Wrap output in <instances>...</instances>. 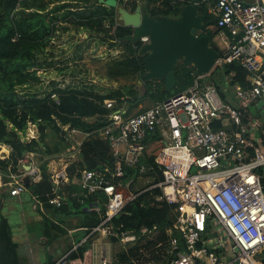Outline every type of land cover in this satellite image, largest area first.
<instances>
[{
    "label": "built area",
    "instance_id": "1",
    "mask_svg": "<svg viewBox=\"0 0 264 264\" xmlns=\"http://www.w3.org/2000/svg\"><path fill=\"white\" fill-rule=\"evenodd\" d=\"M191 2L154 0L155 6L173 10ZM200 3L207 5V13L216 21L217 35L225 44L216 65L237 61L246 71L247 83L227 86L229 92L224 99L213 83L198 81L205 75L197 74L187 89L155 102L144 111L124 116V105L113 110L108 123L95 131L109 144L113 168H83L77 170L79 176L75 177L83 191L81 196L93 198L98 192L93 198L97 204L92 202L87 209L96 210L101 220L85 239L99 232L102 236L116 237L127 250L153 233L155 229L147 227L138 234L118 232L111 220L138 194L160 187L162 192L155 199L173 205L176 214L173 227L167 230L166 252L172 256L168 264H264V0H215L214 5L211 0H200ZM147 41L146 36L139 40L141 44ZM104 103L107 108H114L116 100L106 99ZM31 126L35 127L29 124L27 131ZM63 129L69 138L80 133L68 126ZM34 131L36 128L30 135L26 132L27 138L35 137ZM150 133L159 134L163 140L156 158L162 179L135 187L140 179L151 177V182L154 179L150 174L154 166L143 162L144 139ZM86 135L83 134V139ZM82 140L76 142L77 149ZM61 166L51 172L54 195L48 198V203L55 206L64 200L65 195L58 193L60 186L70 181L67 165ZM127 168L135 173L124 178ZM27 173L32 180L39 177L36 166ZM8 187L11 195L27 190L23 178L8 182ZM43 204L36 199L37 207L43 209ZM173 231L179 237L173 236ZM69 252L51 264H65ZM154 261L140 248L138 257L124 264ZM111 262L109 250L102 246L97 263Z\"/></svg>",
    "mask_w": 264,
    "mask_h": 264
},
{
    "label": "trees",
    "instance_id": "2",
    "mask_svg": "<svg viewBox=\"0 0 264 264\" xmlns=\"http://www.w3.org/2000/svg\"><path fill=\"white\" fill-rule=\"evenodd\" d=\"M118 1L131 11L137 4L135 0L129 3L125 0ZM145 1L147 11L151 14L178 15V9L155 6L154 0ZM211 4L214 5L215 0H211ZM203 8L207 11V5H203ZM68 25L74 28L82 27L90 35L94 34L101 38L102 43L121 47V55L112 58L108 65L109 78L118 79L124 76L140 79L144 73V56L138 54L141 42L121 40V37L131 33V28L123 26L118 21L115 8L100 4L98 0H0V144L10 147L9 155L0 159L3 184L9 182L11 175L17 172L19 162L26 153L40 154L42 160L39 164L40 179L29 180L25 186L44 202L45 209L53 206L48 203V198L54 194L51 173L47 168L48 160L44 158L60 154L71 146V139L63 129L64 126L87 134L78 148V159L66 167L71 182L65 186L67 192L65 203L54 205L55 212L67 211L69 206L81 205L80 186L72 181L74 177L79 176L77 170L113 168L114 161L108 142L95 133L108 123L109 114L113 110L124 105V116L137 114L145 110L140 108L133 112L144 99H150L153 103L163 101L187 89L197 78L195 68L179 60L175 86L171 90L162 89L161 80L156 79L144 82L143 88L136 83H125L104 92L97 91L93 85L83 82L63 87L54 86L50 91L31 90V86L40 81L37 73L41 65L39 55L52 42L56 32L59 29L68 30L70 28ZM217 33L218 29H212L210 38ZM215 48L219 50L217 46ZM218 71L222 72L223 81L217 78ZM246 76L242 66L237 61H232L215 65L209 74L198 81L201 84L206 80L213 83L220 96L226 99L229 92L227 82L230 86L237 83L245 86ZM106 99L116 100L114 108L106 107L104 103ZM29 124L35 125L37 131L35 137L26 138ZM215 124V127L219 126L218 122ZM144 144L143 162L154 166V171L150 173L154 179L148 183L152 184L162 179L156 158L163 147V140L159 134L150 133L144 139ZM134 173V169L127 168L124 170V178ZM161 192L160 187L143 191L112 218L111 225L118 232L126 230L138 234L143 227L155 229L153 233L139 239L127 250L119 249L115 253L117 264H124L133 257H138L140 248L146 250L151 258L160 264L170 262L172 256L166 252L167 230L173 227L176 214L173 205L155 199ZM44 216L46 218L44 234L49 243L65 230L48 219L46 214ZM100 220V215L93 217L89 226L93 224L87 228L84 236L97 226ZM55 229L58 232L54 235L52 230ZM172 235L179 237L177 231H173ZM91 238H87L73 250V245L67 247V252H70L66 258L69 260L82 258L90 247ZM110 238L118 241L114 236ZM80 240L81 238L78 239ZM16 248L11 225L7 217L0 212V264H21ZM50 263L53 262L47 264Z\"/></svg>",
    "mask_w": 264,
    "mask_h": 264
},
{
    "label": "rangeland",
    "instance_id": "3",
    "mask_svg": "<svg viewBox=\"0 0 264 264\" xmlns=\"http://www.w3.org/2000/svg\"><path fill=\"white\" fill-rule=\"evenodd\" d=\"M126 1V0H125ZM52 6V4H51ZM70 28L68 30L59 29L56 35L52 37V42L45 47V51L39 55L41 65L38 67V75L40 76L39 83L31 86L33 91H50L54 86L63 87L68 84H78L87 83L93 85L97 91L104 92L111 88H115L119 85L125 83H136L139 87L140 79L134 77H124L121 76L118 79L109 78L107 71L108 65L112 62V58L118 57L122 53L120 46H111L105 44L100 40L101 38L96 35H90L82 27L74 28L68 25ZM215 26H212L214 29ZM211 45L217 46L219 50H223L225 47L222 39L214 34L211 39ZM228 81V80H227ZM206 80L204 83H208ZM227 86L230 85L227 82ZM142 88V87H141ZM154 103L150 99H144L138 108L134 109L133 112L140 108H148ZM34 126L30 129L34 130ZM31 130H28V135H30ZM36 134V131H34ZM27 135V134H26ZM70 135V134H69ZM71 146L69 149L65 150L60 154L45 157L47 158V168L50 173L56 168L59 169L61 164H69L74 162L78 158V149L76 148V142L82 139L83 135L81 133H74L70 135ZM27 138V136H26ZM1 151H6L4 146H0ZM70 151H73L70 153ZM25 165H30L32 162L38 165L42 162L40 154H32L31 156H26ZM21 171V170H20ZM27 174L26 171H21L19 179L23 178L22 174ZM76 178H73V182L76 183ZM152 178L147 177L145 179H140L135 187H142L151 182ZM6 187V186H4ZM3 187V188H4ZM9 189V188H8ZM74 195V194H73ZM102 197V196H101ZM66 197L64 196V200ZM89 202L84 201L79 206H69L67 211L53 212L57 220L61 221V227L65 232L59 234L54 240H51L45 245L46 248V259L48 256L56 258L59 257L67 247H70L79 238H81L88 227L92 224L93 217L99 216L97 212H85L84 208L87 207ZM5 206L3 209L7 212L5 215L9 218L12 226L16 223L20 224V217L18 213L25 207L24 200L21 203H15V208L13 211ZM100 206L103 203L100 202ZM71 229V231H68ZM44 240V239H42ZM90 247L92 246L95 250L94 254H98L99 249L105 246L111 255V263H116L115 253L121 249V244L118 241H113L108 236H102L99 232L94 233L90 240ZM95 244V245H94ZM259 254V253H258ZM258 254L255 256V260L258 261ZM69 259H65V264H70ZM153 264H160L154 261Z\"/></svg>",
    "mask_w": 264,
    "mask_h": 264
},
{
    "label": "water",
    "instance_id": "4",
    "mask_svg": "<svg viewBox=\"0 0 264 264\" xmlns=\"http://www.w3.org/2000/svg\"><path fill=\"white\" fill-rule=\"evenodd\" d=\"M98 3L115 8L118 21L131 28V33L121 40L133 43L143 36L148 38L138 51L144 56V73L139 81L142 88L144 82L156 79L161 80L162 89H173L179 60L193 66L198 75H207L221 58V52L211 45L210 33L215 19L204 11L200 0L181 6L177 16L151 14L142 2L137 3L133 11L118 0H98ZM217 78L223 81L221 71L217 72ZM24 168L30 170L31 165ZM29 180L30 175L24 174V183Z\"/></svg>",
    "mask_w": 264,
    "mask_h": 264
},
{
    "label": "crops",
    "instance_id": "5",
    "mask_svg": "<svg viewBox=\"0 0 264 264\" xmlns=\"http://www.w3.org/2000/svg\"><path fill=\"white\" fill-rule=\"evenodd\" d=\"M126 1L129 3L132 0H126ZM135 1L137 3H140V2L145 3V5H146L145 0H135ZM247 1H252V0H247ZM83 134L84 133H82V135ZM82 139H83V137H82ZM82 139H80V140H82ZM0 146H4L5 150H6V151H1L0 159L6 158L10 153V147L7 145H3V144L2 145L0 144ZM72 152L73 151H70V153H72ZM65 153H69V152L67 151ZM32 154H37V153H33V152L26 153L24 158L20 160L18 170L15 174L11 175V180L9 182H14L15 180H19V175H20L22 170L26 171V172L29 171V170H25L24 166H25V162L27 161L26 156L28 157V156H31ZM29 163L31 165V169H32V166H36L39 169V177H36V179L33 181L39 180L40 179V168H39V166L33 164L32 162H29ZM65 165L68 166L67 163H65ZM23 175H24V172L22 174V177H23ZM30 180H32V179L30 178ZM51 181H52V179H51ZM70 182H71V180L68 183L62 184L60 186V190L58 191V193L63 194V196L66 195L67 192L65 190V186L70 185ZM4 186H6V187H4ZM8 188H9L8 182L3 184L1 174H0V212L3 215H5V213H7L3 209L5 206L9 205L8 209L13 211V208H15V203H21L23 200L25 202V207L20 211V213L17 212L18 216L21 219L20 224L16 223L12 226L9 218L5 215L9 221L10 225H11L12 238L17 244L16 252H17V256L19 258L20 263L21 264H47L49 262H54V261L60 259L61 257H63L65 254H67V248H66V250L63 251V253L59 257L53 258V257L48 256V260H45L46 259L45 245L48 243H47V239H45V234H44V229H45L44 226H45V219H46L44 214H46L48 219L52 220L54 223H57L61 226V221L57 220L59 218H56L53 214L54 205L48 206L47 207L48 209L47 208L45 209V204H43V209H41L39 206H38L39 207L38 208L36 206V199H39V198L34 196L29 190H26L25 192H23L19 195H11ZM79 191H80V194H81V192H83L81 187H80ZM73 194H76V193H73ZM97 196L94 194L93 198H95ZM93 198H92V196H89V197L81 196V203H84V201H87V202H89L88 203L89 205H87V206H90L92 202L97 204L96 203L97 201H95V199H93ZM98 198H100L102 200L101 195H99ZM100 199H98V201ZM63 203H65V200H63ZM98 203H100V202H98ZM49 208H50V210H49ZM84 210H88L87 207H85ZM92 211L97 212L96 210H92ZM98 215H99V213H98ZM52 231H53L54 235L56 232H58L56 229L52 230ZM68 231H71V229H69ZM87 235H85V236L83 235L81 237L80 241L77 240L75 243H73L72 244L73 247L75 246V248H76L78 244L84 242L87 239V238L85 239V237ZM90 237H92V235H90L88 238H90ZM42 239H44V240H42ZM94 253H95V250L91 246V247H89V249H87L84 252L82 258L81 257L76 258V259L70 260L69 262H70V264H98L97 263L98 262V254H94Z\"/></svg>",
    "mask_w": 264,
    "mask_h": 264
}]
</instances>
